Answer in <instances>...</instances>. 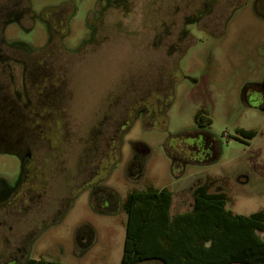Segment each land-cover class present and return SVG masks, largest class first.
<instances>
[{
    "label": "rangeland",
    "instance_id": "374dc122",
    "mask_svg": "<svg viewBox=\"0 0 264 264\" xmlns=\"http://www.w3.org/2000/svg\"><path fill=\"white\" fill-rule=\"evenodd\" d=\"M46 93L62 117L25 119L24 143L39 164L62 149L46 187L0 208V264H119L122 202L150 184L172 213L206 179L235 212L264 208V0H0V94L27 111ZM19 171L0 152V196Z\"/></svg>",
    "mask_w": 264,
    "mask_h": 264
},
{
    "label": "trees",
    "instance_id": "16d2710c",
    "mask_svg": "<svg viewBox=\"0 0 264 264\" xmlns=\"http://www.w3.org/2000/svg\"><path fill=\"white\" fill-rule=\"evenodd\" d=\"M202 112L194 115L200 124L205 119ZM241 134L252 139L256 132ZM215 183L206 179L197 185L192 206L174 214L173 193L167 186L132 189L122 206L126 220L119 264H264V208L234 212L227 206L228 193L211 190ZM25 264L69 263L39 257Z\"/></svg>",
    "mask_w": 264,
    "mask_h": 264
},
{
    "label": "flooded vegetation",
    "instance_id": "af4514ba",
    "mask_svg": "<svg viewBox=\"0 0 264 264\" xmlns=\"http://www.w3.org/2000/svg\"><path fill=\"white\" fill-rule=\"evenodd\" d=\"M38 68L39 67L37 65V69ZM28 101L26 105H28L30 102L34 104L31 108H29V110L24 111L23 109L24 102L21 100V96L0 94V152H7L16 156L20 162V171L17 182L10 191H6L3 196H0V208H8L13 203L16 204L20 200L24 201L25 198L23 196L26 197L28 193L33 192L30 190H34L37 187H40L42 184L45 185L46 176L51 174L50 172H47V169L52 162L55 163L56 160L54 157L57 154H60L59 152L62 149L61 145L57 146L55 144L49 143L48 144L49 148L47 150L48 153L44 155V157L46 158L45 161L39 164L38 161L34 159L30 146L29 145L27 146V144L24 143L23 125L25 123V119L32 118L35 120L39 118V116H41V114L44 111H47L45 113L48 114L50 113L54 114L58 111V106L56 105L55 97L50 96L49 93L37 96L36 99L31 98ZM54 115L58 123L59 116H56V114ZM196 122L199 123L198 121ZM50 130L54 136L59 135V128L52 127L50 128ZM246 130H250V129H245L242 127H238L236 129V131L240 134ZM39 134L47 135L44 132H40ZM203 138L202 139L200 138L201 140L199 139L201 146L203 144L202 143L204 140ZM214 143L215 141L213 140V142H211V145H213ZM36 181H38V185H36ZM202 182L203 181L196 184L194 188ZM216 185L217 184L215 183L212 186L211 188L212 191L226 192V191L214 190V187ZM107 203L108 202L104 203L105 206H107ZM122 206H123V202H122ZM30 258H34V257L27 258L25 262L19 260L17 261L16 264H25L27 260Z\"/></svg>",
    "mask_w": 264,
    "mask_h": 264
},
{
    "label": "crops",
    "instance_id": "0c3cea01",
    "mask_svg": "<svg viewBox=\"0 0 264 264\" xmlns=\"http://www.w3.org/2000/svg\"><path fill=\"white\" fill-rule=\"evenodd\" d=\"M172 197H173V196H172ZM172 202H173V199H172ZM191 206H192V205H191ZM191 206H190V207H191ZM227 206H228V205H227ZM171 207H172V204H171ZM190 207H189V208H190ZM189 208H188V209H189ZM186 210H187V209H186ZM232 210H233V209H232ZM183 211H185V210H183ZM233 211H234V210H233ZM179 212H182V211H179ZM234 212H235V211H234ZM171 213H172V212H171ZM174 213H176V212H174ZM174 213H172V214H174ZM237 213H238V212H237Z\"/></svg>",
    "mask_w": 264,
    "mask_h": 264
}]
</instances>
